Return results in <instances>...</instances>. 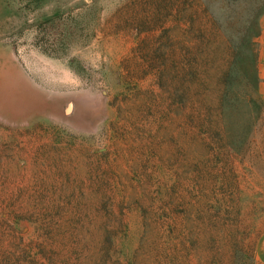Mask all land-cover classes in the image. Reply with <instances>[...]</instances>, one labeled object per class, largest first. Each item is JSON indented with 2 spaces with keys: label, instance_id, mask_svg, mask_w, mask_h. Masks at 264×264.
<instances>
[{
  "label": "rangeland",
  "instance_id": "rangeland-1",
  "mask_svg": "<svg viewBox=\"0 0 264 264\" xmlns=\"http://www.w3.org/2000/svg\"><path fill=\"white\" fill-rule=\"evenodd\" d=\"M263 10L0 0V264H264L239 153Z\"/></svg>",
  "mask_w": 264,
  "mask_h": 264
},
{
  "label": "crops",
  "instance_id": "crops-1",
  "mask_svg": "<svg viewBox=\"0 0 264 264\" xmlns=\"http://www.w3.org/2000/svg\"><path fill=\"white\" fill-rule=\"evenodd\" d=\"M259 33L255 53L254 85L261 114L254 125L240 132V176L246 186L264 187V10L258 18ZM245 139V141H244ZM264 235V234H263ZM264 263V237L259 250Z\"/></svg>",
  "mask_w": 264,
  "mask_h": 264
}]
</instances>
